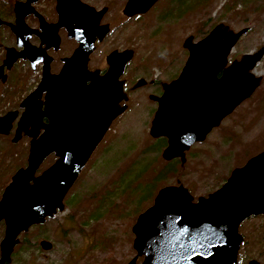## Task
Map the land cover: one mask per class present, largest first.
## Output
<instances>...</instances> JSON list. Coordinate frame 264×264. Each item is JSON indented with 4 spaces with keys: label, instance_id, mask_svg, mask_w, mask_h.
Segmentation results:
<instances>
[{
    "label": "water",
    "instance_id": "water-1",
    "mask_svg": "<svg viewBox=\"0 0 264 264\" xmlns=\"http://www.w3.org/2000/svg\"><path fill=\"white\" fill-rule=\"evenodd\" d=\"M156 1L129 0L124 11L144 14ZM22 8L15 7L17 24H21ZM247 31L235 32L218 24L199 41L192 36L183 41L188 55L177 78L162 84L160 97L149 96L157 102L149 136L166 140L161 153L164 161L179 159L184 164L191 146L202 143L260 86L261 78L252 71L264 48L228 64L231 50ZM105 33L100 32L99 40ZM94 41L93 36L81 37L59 75L45 73L37 88L20 102V115L11 110L0 116V137L13 131V144L22 137L29 139L26 166L15 171L0 196V222L4 224L0 264L10 263L22 233L63 211L67 192L126 108L120 105L127 100L120 77L131 51L109 54V68L99 75L86 69ZM20 57L6 50L1 82L6 80L3 69L9 70ZM145 84L140 79L132 89ZM50 155L55 156L54 163L36 175ZM257 215L264 218V151L234 168L225 183L207 197L194 201L181 184L159 189L131 227L135 256L128 264H136L138 258H142L140 264H237L243 242L238 227ZM39 245L45 251L52 247L44 240Z\"/></svg>",
    "mask_w": 264,
    "mask_h": 264
},
{
    "label": "rangeland",
    "instance_id": "rangeland-1",
    "mask_svg": "<svg viewBox=\"0 0 264 264\" xmlns=\"http://www.w3.org/2000/svg\"><path fill=\"white\" fill-rule=\"evenodd\" d=\"M8 12L7 4L0 3V15L7 18ZM218 24L235 32L248 29L231 50L228 64L264 48V0H161L136 25L131 24L129 29L134 35L122 29L123 36L111 35L104 42L95 60L102 51L106 54L113 48L134 52L121 77L126 82V108L113 121L67 192L63 211L21 234L9 264H128L135 256L131 227L137 215L152 204L159 189L181 184L194 201L207 197L225 183L234 168L264 151V55L252 71L261 78L260 86L202 143L191 146L185 153L184 164L175 159L177 163L166 172L170 161L161 158L166 140L160 138V142H155L157 139L149 136L156 110L149 96L158 92L156 85L169 83L180 73L188 55L182 48L183 41L189 36L199 41ZM0 35L6 41L5 30ZM12 77L14 82L0 85V116L18 110L22 98L35 85L31 78L30 85L15 84V79L25 81L21 67L14 69ZM140 79L147 84L132 89ZM149 81L153 83L149 85ZM12 137L13 131L0 137L1 175L9 171L11 164L18 169L26 166L29 139L22 137L13 144ZM55 159L50 155L36 175ZM156 180L158 186L151 202L134 213L135 194L139 196L141 188ZM3 232L4 224L0 222V241ZM238 232L243 238L237 253L238 264L251 260L264 264L263 217L246 219ZM43 240L52 245L50 250L41 249L39 242ZM141 261L138 258L136 264Z\"/></svg>",
    "mask_w": 264,
    "mask_h": 264
},
{
    "label": "flooded vegetation",
    "instance_id": "flooded-vegetation-1",
    "mask_svg": "<svg viewBox=\"0 0 264 264\" xmlns=\"http://www.w3.org/2000/svg\"><path fill=\"white\" fill-rule=\"evenodd\" d=\"M128 1L129 0L1 1L0 3L7 4L9 12L7 13V18L0 15V20L3 22V25L0 26V31L5 30L6 33V41H3L0 35V66L5 59L6 50L8 49L13 51L14 56L21 54L22 57L17 59L9 70L3 69V75H5L6 80L4 83L0 81V85L14 82L12 73L15 68L21 67L24 71L25 81L22 82V79H15V84L17 86H19V84L26 85L30 78L35 80L34 87L28 93L30 94L37 88L45 73L49 76L59 75L65 65V60L73 55L74 51L79 46V39L85 36L87 38L93 36L95 39L94 49L87 57L86 69L88 72L97 71L99 75H103L109 68L106 62V58L109 54L112 52L120 53L126 50L131 51V58L125 65L123 76L134 56L133 50H119L113 48L106 54L102 51L97 60L94 59V56L111 35H117L119 33L123 36L125 32H122V29L132 33L129 29L131 28V24L136 25L137 21L161 0H157L146 13L134 15H128V13L124 11ZM16 6L23 7L22 11L24 12L21 24H17V15L15 13ZM105 30L106 33L103 34L101 40H99L100 32H105ZM121 77L120 80L123 82V90L127 96L126 82L124 79H121ZM148 83L151 85L153 81H149ZM162 84L156 85L158 92L151 96H161ZM27 95H25L22 100ZM44 95L43 93L39 99L40 102L44 101ZM151 101L157 108V102L154 100ZM19 104V111H17L20 115L22 109H19ZM120 105L122 106L124 103L122 102ZM42 122L46 124L47 120L42 119ZM42 132L43 130H40V133ZM251 217L255 216H250L247 219Z\"/></svg>",
    "mask_w": 264,
    "mask_h": 264
},
{
    "label": "trees",
    "instance_id": "trees-1",
    "mask_svg": "<svg viewBox=\"0 0 264 264\" xmlns=\"http://www.w3.org/2000/svg\"><path fill=\"white\" fill-rule=\"evenodd\" d=\"M159 139H157L155 142H160L161 140H159ZM162 141L164 142V140H162ZM176 163H177V161H174V160H172V162L170 161V163H168L167 166L165 167V171L166 172L169 171ZM16 169H18V166L11 164L10 169H9L8 172H3L4 174H2V175L0 174V183L2 182L3 187L9 182L12 174L14 173V171ZM157 186H158L157 180L154 181L151 185H149L147 187H144V188H141V184L137 185L138 191L141 188V190H140L141 194L139 196H137V194H135L134 200L135 199L136 200H135V204H134V208H135L134 213L138 214L140 211H142V209L146 205H148L151 202ZM3 187H0V189L3 188ZM23 241L26 242L25 234H24V237H23Z\"/></svg>",
    "mask_w": 264,
    "mask_h": 264
}]
</instances>
